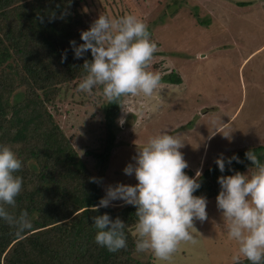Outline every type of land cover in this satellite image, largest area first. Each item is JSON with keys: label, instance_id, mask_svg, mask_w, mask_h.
I'll list each match as a JSON object with an SVG mask.
<instances>
[{"label": "rangeland", "instance_id": "rangeland-1", "mask_svg": "<svg viewBox=\"0 0 264 264\" xmlns=\"http://www.w3.org/2000/svg\"><path fill=\"white\" fill-rule=\"evenodd\" d=\"M78 1L87 28L99 14L131 13L146 23L157 45L147 70L159 73L161 81L151 96H123L101 182L104 195L108 186L136 183L122 169L134 163L137 148L160 132L184 142L179 150L194 174L220 154L264 145V0ZM171 72L180 82L165 78ZM79 81L62 84L48 108L93 169L85 151L100 148L107 100L99 86L91 94L78 91ZM122 204L117 200L111 206ZM206 213L207 219H194L189 230L195 243L181 242L169 261H157L148 252H135V258L152 264L231 263L236 245L221 227L215 197L207 199Z\"/></svg>", "mask_w": 264, "mask_h": 264}, {"label": "trees", "instance_id": "trees-1", "mask_svg": "<svg viewBox=\"0 0 264 264\" xmlns=\"http://www.w3.org/2000/svg\"><path fill=\"white\" fill-rule=\"evenodd\" d=\"M78 6V0H0V143L9 145L22 161L17 173L23 178L22 191L11 210H26L32 223L30 230L17 234L0 222V264H152L134 256V206L93 211L104 196L101 182L123 97L104 105L100 148L85 151L94 161L93 169L86 167L48 108L62 84L81 79L80 66L91 59L87 52L74 59L69 46L70 40L82 43L79 33L87 29ZM166 76L172 82L181 79L175 72ZM248 150L264 162V145L228 153L224 157L235 154L242 163L233 161L232 171L226 164L223 173L214 162L203 167L200 188L193 195L214 198L218 176L251 169L244 156ZM184 172L195 176L191 169ZM103 213L125 223L126 248L109 252L94 242L92 217Z\"/></svg>", "mask_w": 264, "mask_h": 264}, {"label": "clouds", "instance_id": "clouds-1", "mask_svg": "<svg viewBox=\"0 0 264 264\" xmlns=\"http://www.w3.org/2000/svg\"><path fill=\"white\" fill-rule=\"evenodd\" d=\"M79 38L82 43L69 41L73 58H82L87 52L91 59H84L80 66L84 75L77 85L78 91L91 94L99 86L101 95L113 103L128 95L151 96L157 89L160 74L147 70L157 45L150 39L146 23L136 15L99 14L86 30L80 31ZM66 55L65 52L62 60ZM183 146L184 142L167 131L149 137L137 148L134 163L122 169L136 183L108 186L93 206L95 211L117 200L134 206V251L148 252L157 261H169L181 242L195 243L189 231L193 229V220L207 219L206 198L193 195L200 188V172L194 177L184 172L188 164L179 150ZM244 156L251 162V170L217 177L216 207L223 231L236 245L231 264H243L244 260L248 264H264V162L253 150L246 151ZM233 161L242 163L235 154H220L214 163L223 173L226 164L232 171ZM21 168L22 161L12 148L0 143V222L17 234L32 227L26 210L18 214L11 210L22 191L23 178L17 174ZM92 220L98 246L109 252L127 247L125 223L119 217L110 218L103 213Z\"/></svg>", "mask_w": 264, "mask_h": 264}]
</instances>
